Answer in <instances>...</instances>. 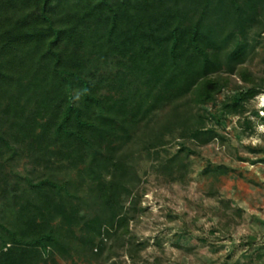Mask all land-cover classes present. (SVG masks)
I'll return each instance as SVG.
<instances>
[{
    "label": "trees",
    "instance_id": "obj_1",
    "mask_svg": "<svg viewBox=\"0 0 264 264\" xmlns=\"http://www.w3.org/2000/svg\"><path fill=\"white\" fill-rule=\"evenodd\" d=\"M258 1L0 0V199L13 193L0 210V264H43L72 240L92 250L112 236L127 178L117 154L161 107L213 100L224 66L210 12ZM241 53L227 60L242 63ZM101 60L116 70L88 78ZM51 155L87 183L97 214H79L69 182L12 169L20 156L47 167Z\"/></svg>",
    "mask_w": 264,
    "mask_h": 264
},
{
    "label": "rangeland",
    "instance_id": "obj_2",
    "mask_svg": "<svg viewBox=\"0 0 264 264\" xmlns=\"http://www.w3.org/2000/svg\"><path fill=\"white\" fill-rule=\"evenodd\" d=\"M210 13L220 91L208 104L189 94L153 112L117 154L127 175L117 192L124 223L92 250L74 240L62 255L48 250L43 264H264V0ZM238 50L242 63L227 60ZM115 70L101 60L86 74ZM49 157L44 167L20 156L12 169L33 182H69L79 214H97L87 183ZM12 196L0 199V210Z\"/></svg>",
    "mask_w": 264,
    "mask_h": 264
},
{
    "label": "bare ground",
    "instance_id": "obj_3",
    "mask_svg": "<svg viewBox=\"0 0 264 264\" xmlns=\"http://www.w3.org/2000/svg\"><path fill=\"white\" fill-rule=\"evenodd\" d=\"M261 103L264 104V99L261 100Z\"/></svg>",
    "mask_w": 264,
    "mask_h": 264
}]
</instances>
